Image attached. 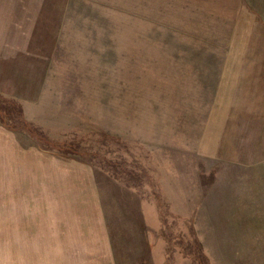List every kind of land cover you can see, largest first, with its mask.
<instances>
[{
    "label": "rangeland",
    "instance_id": "rangeland-1",
    "mask_svg": "<svg viewBox=\"0 0 264 264\" xmlns=\"http://www.w3.org/2000/svg\"><path fill=\"white\" fill-rule=\"evenodd\" d=\"M0 264H264V0H0Z\"/></svg>",
    "mask_w": 264,
    "mask_h": 264
}]
</instances>
